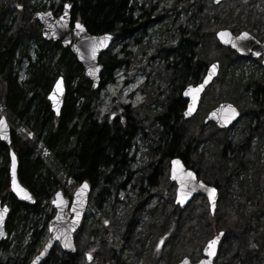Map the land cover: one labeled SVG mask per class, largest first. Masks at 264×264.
<instances>
[{"label": "trees", "instance_id": "16d2710c", "mask_svg": "<svg viewBox=\"0 0 264 264\" xmlns=\"http://www.w3.org/2000/svg\"><path fill=\"white\" fill-rule=\"evenodd\" d=\"M133 1L54 0L49 9L57 15L64 3L71 2L73 20H81L93 34L115 33L116 42H122L142 35L151 24L163 16L160 15L161 12L156 14V5L150 0H145L146 5H142L139 12L135 9ZM175 4V12H182L183 16L168 36L169 46L165 49L167 56L171 55L168 59H172L171 76H176L180 81L175 93L164 101V110L155 114L147 115L145 112L136 111L130 104L121 100L114 107L115 115H106L102 119L98 108L99 92L107 82L113 80L111 77L120 64L117 61H106L104 54L101 57L104 65L101 87L93 90L90 80L84 75L82 65L70 48L42 37L41 23L34 17V13L44 10L45 5L37 7L31 0H0V78L5 84L3 106L7 117L11 120L18 117L31 127L33 133V138L22 139L12 128L10 146L18 155L21 181L36 197L35 203L31 205L18 201L10 192L9 146L0 140V199L11 207L6 222L9 235L0 242V264H28L48 237L47 225L52 214L50 210L45 211L44 206L51 207V196L56 189L63 188L64 183L36 150L35 144L38 140L43 142L65 172V179L72 178L74 184L88 180L93 190L97 189L98 194L109 204L114 202L118 191L127 186L130 176L124 175L128 167L127 159L132 140L138 130L151 133V120L160 126V129L153 133L156 139L154 138L152 148L161 156L153 163L150 182H154L165 162L169 165L172 157L179 156L188 166L194 167L191 155L196 139L189 137L184 130L182 112L186 101L181 92L186 84L195 83L203 76L208 64L204 54L214 53L223 46L216 40L213 32L219 24H213L210 29L209 19L214 16L208 15L201 19L197 4L189 0H178ZM246 21V27L258 33V30L249 24V20ZM195 22L198 23L197 26L186 31L185 28ZM207 27L209 34L206 35ZM207 37L211 40L210 47L206 44ZM32 41L38 46L36 60L30 59L27 54ZM225 49L227 51H224L230 53V49ZM235 55L236 60L243 58ZM25 57L29 58L27 77L20 81L19 67ZM59 75L64 77L66 83V97L60 115L56 116L47 94ZM74 80L76 82L73 85ZM214 185L219 187L218 184ZM68 191L66 188L65 193L69 195ZM151 218L160 227L161 234L164 233L163 244L167 250L160 255L146 253V264H176L183 256L190 255L191 251H187L190 242L203 244L214 232L211 226L207 234L203 237L199 235V223H195L197 214H193L189 221L181 209L176 212L174 205L169 210L163 207L153 211ZM236 218L238 220L237 214ZM224 221L229 223L226 215ZM212 222L209 221L208 225ZM94 224L97 225V221ZM152 225L153 223L150 224ZM229 225L236 227L238 221ZM135 227L134 219H129L120 241L122 244L125 243L130 230ZM12 233L14 235L9 240ZM94 241L99 243L97 238ZM107 242L102 250L100 244L96 243L97 264L130 263V257L124 253V247L117 249L115 245H110L109 239ZM133 250L135 256L147 252L144 251V246L142 252L139 247H133ZM106 251L110 253H104ZM45 264L88 263L81 261L78 250L71 254L57 248Z\"/></svg>", "mask_w": 264, "mask_h": 264}, {"label": "rangeland", "instance_id": "374dc122", "mask_svg": "<svg viewBox=\"0 0 264 264\" xmlns=\"http://www.w3.org/2000/svg\"><path fill=\"white\" fill-rule=\"evenodd\" d=\"M150 1L156 5V14L161 12L160 15L163 16L151 24L142 35L139 34L131 40L115 42L106 52V61H117L120 65L111 77L113 80L107 82L99 92L98 108L102 119L106 115L114 116V107L121 100L147 115L160 112L164 110V101L172 96L180 85L179 79L171 76L172 59H168L171 55L167 56L165 49L169 46L167 38L182 19L183 13L175 12V2L178 0ZM31 2L37 7L45 5L44 10H47L54 0ZM189 2L197 4L201 19L208 15L214 16L210 17L209 25L211 29L213 24H219L213 31L215 34L218 29L227 28L234 34L245 30L259 39L264 36V0H224L219 4H215L213 0ZM133 3L138 12L142 5H146L145 0H134ZM246 19L258 33L246 27ZM197 24L195 22L186 27V31L194 29L192 27ZM205 31L206 35L209 34V27ZM206 44L211 46L209 37L206 38ZM225 48L223 46L214 53L204 54L207 63L219 62V75L204 92L196 113L191 118L184 119L186 134L196 139L191 161L199 178L213 185L218 184L220 189L214 214L210 213L205 196H196L187 207L181 209L189 221L193 214H197L195 223H199L198 233L202 237L211 226L214 230L203 244L190 242L187 251H191L189 257L192 262L197 261L203 256L202 249L206 241L218 231H223L224 236L214 264H264V66L262 56L236 60L235 53L231 50L228 53ZM37 53V44L30 42L27 50L30 59L36 60ZM28 64L29 58H23L19 67L20 81L27 77ZM75 82L76 80L73 85ZM4 85L0 78V116L7 115L2 100ZM225 100L238 107L239 118L224 129L214 127L213 122L206 123L204 118L208 111ZM6 118L19 137L33 138L29 125L18 117L15 120L7 116ZM149 124L151 133L138 130L132 140L127 159L128 167L124 175L129 174L130 179L127 186L118 191L114 202L109 204L98 194L97 189L92 191L82 226L74 236L78 257L83 262L97 264L95 255L98 245L94 241L95 238L99 241L97 244H100L101 250L105 243L108 244L107 239L110 245H115L117 249L124 247V253L130 257L129 264H146V253L160 255L167 250L164 244H158L165 236L164 233L161 234L155 220H152L151 214L163 207L169 210L173 205L178 213L180 207L174 203L176 184L170 180L167 162L160 168L154 182L149 180L153 173V163L161 156L152 148L154 138L156 139L153 133L160 129V126L152 120ZM35 148L63 181L62 189H69L67 196L71 197L77 184H74L72 178H64L65 172L41 140L36 142ZM44 207L45 211L50 210L53 216L52 205ZM225 215L229 223H225ZM131 218L134 219L136 227L130 230L125 243L122 244L120 241L125 234L126 223ZM95 221L97 225L94 224ZM209 221L213 222L208 225ZM237 221L238 226L229 225L236 224ZM13 235H10L9 240ZM27 237L28 235L25 239ZM142 246L147 252L135 256L133 247H139L142 252ZM58 249L62 251L60 247ZM86 253L94 256L92 262H87ZM104 253L108 254L110 251Z\"/></svg>", "mask_w": 264, "mask_h": 264}, {"label": "water", "instance_id": "95a60500", "mask_svg": "<svg viewBox=\"0 0 264 264\" xmlns=\"http://www.w3.org/2000/svg\"><path fill=\"white\" fill-rule=\"evenodd\" d=\"M221 1L223 0H214L215 3H220ZM65 5L68 7H65ZM34 17L42 24V37L51 42H59L63 47H69L77 61L82 65L84 75L90 80L92 89H99L102 82V72L104 66L101 63L100 58L102 54L105 53L114 43L117 36L110 32L101 34L90 33L84 23L78 20L73 21L71 2L65 3L61 13L57 16H55L51 10H45L35 12ZM77 22L82 25L83 30L76 27ZM225 31L229 33V35L222 39L219 34ZM244 33L247 35L242 36ZM105 35L108 36V39L103 42V46H100V38ZM216 37L222 45L234 49L241 55L257 57L263 55L264 65V39L260 42L247 31H241L239 34L235 35L229 29L225 28L219 29L216 32ZM225 40L230 42L225 43ZM94 46L95 53L93 54ZM213 65H215L214 68ZM219 68V62L214 61L209 64L206 73L200 82L195 85L189 84L183 89L182 97L187 102L185 109L182 112L184 118L188 119L195 114L203 92L218 75ZM91 72H94L95 74L92 75L90 74ZM206 78L207 82H205ZM201 85L202 87H199L198 91H195L194 93L189 91V86H192V89H196L197 86ZM193 95H195V99H193ZM65 97V80L63 76L59 75L55 79L52 88L47 95L51 109L56 116H59L61 113ZM227 105H231L232 108L235 109V114L231 115L230 119L225 120L224 117L230 114L226 108ZM238 116L239 110L236 106L231 102L224 101L209 111L205 122L215 121L219 127H226L236 120ZM0 140L5 142L7 145H10L12 142L11 127L4 115L0 116ZM174 161H178L179 163L174 164ZM18 169V156L14 149L11 148L9 150L10 191L20 202L32 205L36 201V197L21 182ZM174 169L175 172L173 171ZM189 172L192 173L191 177L188 176ZM13 179L15 180V185L13 183ZM170 179L177 185L175 203L179 204L181 208H185L195 196L204 195L208 198L211 214L215 213L219 196L218 188L198 179L196 171L187 167L183 159L179 156H175L170 160ZM83 185H86V187H82ZM209 189L215 190L214 193H212L211 198L209 195ZM91 192L92 186L88 180L79 182L71 200L64 195L62 189H58L54 192L51 204L56 211L54 216L49 221L48 231L50 235L41 250L28 264H45L57 245H60L65 252H76L77 248L74 234L81 225ZM57 193L60 195L57 196ZM181 200L183 202H181ZM53 201H57V203H53ZM5 208L7 211L3 213L2 217H0V242L8 237L6 221L10 213L9 205L0 199V210ZM223 235L224 232L220 231L205 243L203 247L204 256L199 261L193 263L188 256H185L177 264H214V259L218 252L219 244ZM213 239H216L217 242L212 249H209V241ZM162 242L163 240L160 241L159 245H161ZM210 252L211 255L209 254ZM86 258L89 262L93 260V256L90 253H87Z\"/></svg>", "mask_w": 264, "mask_h": 264}, {"label": "snow or ice", "instance_id": "6c2138e0", "mask_svg": "<svg viewBox=\"0 0 264 264\" xmlns=\"http://www.w3.org/2000/svg\"><path fill=\"white\" fill-rule=\"evenodd\" d=\"M65 7H68V6L65 5ZM76 27H77V28H80L81 30H83V27H82V25L79 24V22H77ZM219 35H220L221 38L223 39L224 37L228 36L229 33H227V32L225 31V32H221ZM246 35H247L246 33L242 34V36H246ZM107 39H108V36H107V35H105L104 37H101V38H100V40H101V44H100V46H103V42H104V41H107ZM224 42H225V43H228V42H230V41L225 40ZM234 46H235V45H234ZM94 53H95V46H94V48H93V54H94ZM214 67H215V65H213V68H214ZM90 74L94 75L95 73H94V72H91ZM205 82H207V78H206ZM58 83H59V82H58ZM199 87H202V85H201V86H197L196 89H192V86H189V91L194 93L195 91H198ZM193 99H195V95H193ZM226 108H227V110H228V112H229L230 114H229L228 116L224 117L225 120L230 119V118H231V115L235 114V109L232 108L231 105H227ZM173 163H174V164H178L179 162H178V161H174ZM173 171L175 172V169H174ZM188 176L191 177V176H192V173L189 172V173H188ZM13 183H14V185H15V180H14V179H13ZM82 187H86V185H83ZM214 191H215L214 189H209V195H210V198H211V196H212V193H214ZM59 195H60V194L57 193V196H59ZM181 202H183V201L181 200ZM53 203H57V201H53ZM6 211H7L6 208L3 209V210H0V217H2V216H3V213L6 212ZM216 242H217L216 239H213V240L209 241V245H208L209 249H212V248L215 246ZM66 246H68V245H66ZM209 254L211 255V252H210Z\"/></svg>", "mask_w": 264, "mask_h": 264}, {"label": "flooded vegetation", "instance_id": "af4514ba", "mask_svg": "<svg viewBox=\"0 0 264 264\" xmlns=\"http://www.w3.org/2000/svg\"><path fill=\"white\" fill-rule=\"evenodd\" d=\"M218 188H219V187H218ZM219 191H220V189H219ZM58 247H59V246H56V248L54 249V251H55ZM54 251H53V252H54ZM53 252H52V253H53ZM76 252H77V251H76ZM76 252H75V253H76ZM52 253H51V254H52ZM65 253H68V252H65ZM51 254H50V256H51ZM71 254H74V253H71ZM48 259H49V258H48ZM47 261H48V260H47ZM195 262H196V261H195Z\"/></svg>", "mask_w": 264, "mask_h": 264}]
</instances>
